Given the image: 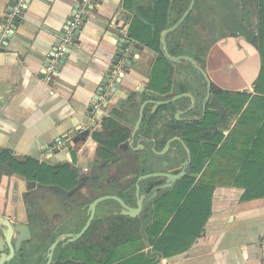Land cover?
<instances>
[{"label": "crops", "instance_id": "crops-1", "mask_svg": "<svg viewBox=\"0 0 264 264\" xmlns=\"http://www.w3.org/2000/svg\"><path fill=\"white\" fill-rule=\"evenodd\" d=\"M79 1L28 0L8 39L1 40L0 32V154L52 168L66 166V174L79 182L74 195L62 199L0 162V216L20 223L29 220L27 211H37L46 221L42 228L30 225L31 238L4 264H47L50 246L58 238L45 237L58 224L87 218V206L104 195L117 196L134 208L137 189L143 199L150 195L148 180H156L152 188L166 182V177L152 174L176 175L183 168L185 174L158 190L135 217L123 215L116 200L99 203L82 236L58 239L49 264H264V94L254 90L261 68L258 46L240 35L211 45L202 65L198 62L210 82L208 98L196 68L187 61L169 60L171 89L161 94L149 87L161 55L130 36L131 2L94 0L67 42L57 75L46 83L47 60L65 41ZM14 2L0 0V26L8 21ZM181 4L183 0H169L160 43ZM138 5L147 17L150 0H139ZM246 14L241 18L254 32ZM123 49L125 54L102 87ZM100 88L103 101L93 110ZM218 89L225 93L217 98L223 117L199 126L208 113L221 114L212 102ZM182 93L189 96L155 109L150 102ZM141 106L143 116L135 131ZM176 108L178 119L173 115ZM187 131H193L188 139ZM175 137L189 149L185 167L187 153L178 140L169 144L165 155L156 153ZM191 144L205 154L198 172L192 170ZM128 193L134 198L128 199ZM52 198L61 204L48 210V216ZM70 211L76 212L74 221L67 218Z\"/></svg>", "mask_w": 264, "mask_h": 264}, {"label": "trees", "instance_id": "trees-1", "mask_svg": "<svg viewBox=\"0 0 264 264\" xmlns=\"http://www.w3.org/2000/svg\"><path fill=\"white\" fill-rule=\"evenodd\" d=\"M129 1L133 6V12H134V17L132 20L133 25L130 30V36L135 40L145 43L146 45H148L150 48H152L158 54L161 55L159 58L156 59L151 74L149 87L153 90L159 91V93L161 94H166L171 89L172 68L169 60L163 55L161 49V43H160V32L167 25V11L169 9V0H150V6L147 9L148 10L147 17H146V11H144V9L142 7H139L138 5L139 0H129ZM200 1L203 4L206 2V0H200ZM189 2L190 0H183V4H181L177 8L176 17L170 21L171 25L177 22V20L180 18V16L183 14L185 9L189 5ZM243 3L245 5L247 3V0H244ZM212 5L217 6L219 8V12L217 13V18L221 23L227 25L228 28H230L233 31V34L231 36L240 35L245 37L248 41L257 44L261 56V68L254 89L255 92L264 94V0H257L258 28L256 34L248 29V27L245 25V22L242 20L241 16L237 14L236 5L230 4L227 0H216L214 3H212ZM192 12L187 15L186 19L180 24V26H178L176 30H173L172 32L167 34V38H166L167 47L169 53L172 56H179L184 54L181 47L182 37L180 36V32L182 29L185 28V24L190 19ZM199 13H200V17L198 18V20H200V22L203 23H208L210 28L212 29L211 38L208 40H203L200 38V42L198 43L200 50L206 49L207 52L208 49L211 47V45H213L216 41L225 39L227 35L218 29V24L214 22L213 18L209 14H203L202 16V12L200 11ZM206 54L207 53H205V56ZM192 58L200 63V61L198 60V58H196L194 54L192 55ZM211 89L213 90L216 89L213 84H211ZM217 91L218 92L215 93L216 98H218L219 100L224 98L223 95L225 93L219 89ZM176 92H178V90ZM223 114L224 113L220 114L219 112H217L216 115L208 113L199 126L204 127L208 124H211L212 123L211 121H214L212 120L213 118H219L221 116L223 117ZM104 121L109 122L113 128L117 127V124L113 123L111 120H108L107 118H105ZM192 132L190 133L187 131L186 133L187 139L188 136L192 135ZM113 135L116 137L115 132H113ZM116 141L119 142L117 138ZM199 149H200L199 146L196 144L195 145L191 144L190 146V151L192 155V170L194 172H198L202 168L203 160L205 158L204 152L199 151ZM146 154L147 153H145V155ZM148 154H152L156 156L154 153L151 152H149ZM0 162L3 163L4 165L9 164V169H10L9 171H14L19 175L24 176L27 180L37 181L41 183L43 186H49L50 189L55 194H57L58 197L62 199L71 197L73 192L77 188L76 187L77 184L79 183V182L77 183L75 179L76 176L70 178V176L66 174V169H67L66 166H62V167L58 166L52 168L45 164H38L37 162L31 160L22 161L7 154H0ZM183 181L187 182L186 187L183 188V191L185 190L186 193L190 178L188 177L184 178ZM148 182H149L148 191H150L151 188L155 186L157 183L154 178H151L150 180H148ZM25 196L27 197L28 194H26ZM127 196L128 199L134 198L133 193H128ZM160 204H161V198L159 199V202H157L156 206L158 207L160 206ZM34 212L35 213L27 211L28 219L32 223H34L37 218L36 211ZM80 216H81V212L79 213V217ZM86 219L87 218L84 217V219H81V221L79 220L78 222L80 223L82 222L81 224L79 223L80 225H74V224H78V222H75L74 220L72 224H69L68 221L65 220L60 224L61 226L59 231L57 233L51 234V237L53 236L57 237L61 234H65L69 232L78 233L82 228V226L84 225ZM130 240H131L130 238L126 239V241H130Z\"/></svg>", "mask_w": 264, "mask_h": 264}, {"label": "water", "instance_id": "water-1", "mask_svg": "<svg viewBox=\"0 0 264 264\" xmlns=\"http://www.w3.org/2000/svg\"><path fill=\"white\" fill-rule=\"evenodd\" d=\"M194 3H195V0H190L189 5L187 6V8L183 12V14L180 16V18L177 20V22H175L173 25H171L170 27H168L167 29H165L163 31V33L161 35V43H162V47H163V53L168 60H170L171 62H174V63H182L184 61H187L194 68H196V70L201 74V76L205 80L206 96L208 98L209 94H210V88H209L210 82H209V79H208V76H207L205 70L198 64V62H196L191 57L184 56V55L172 56L168 51L167 41H166L167 34L172 32L173 30H175L186 19L187 15L192 10ZM67 52H68V50H66L62 59L60 60L59 66L62 64L65 56L67 55ZM123 54H125L124 49L120 51L118 57L113 62V65L109 68V70H108V72L104 78L102 87L105 86L107 81L110 79V77H111V75L115 69V66H117V64H118L119 57L122 56ZM126 64L128 66L130 64V62L127 61ZM121 76H123V75H121ZM120 81H121V77H118L117 83ZM117 83L114 86H117ZM102 90H103V88H100L97 91L96 96L94 98L95 99L94 102L97 100V98L101 94ZM185 96H189V95L182 93V94H177L175 96H172L166 100L150 101V102L154 104V109H155L157 106H163V105H168V104L174 103L179 98L185 97ZM94 102H92L91 108L93 107ZM212 102L219 108V110H223L222 105L220 104V102L218 101V99L216 97H212ZM202 105H203V111H205L204 102ZM143 107L144 106H141V108H140L139 118H138V122L135 126V131L139 128V123L142 120ZM132 135H133L132 136V138H133L134 133ZM173 140H178V141L182 142L181 139L178 137L171 138L166 143L164 148L162 150L156 152V153L159 155H164L168 151L169 144ZM181 144L187 153V160H186V162L183 163V167H185V165L190 160L191 156H190V152H189L188 147L183 142ZM184 174H185L184 168L179 174H176V175L170 174V173H162V172L152 174V176H164V177H166V182L160 186H157V187L151 189V191L149 192L150 195L145 199H143V196L139 194V191L137 189L136 194H135L136 203H135L134 208H130V206L125 204L120 198H118L117 196H113V195H104V196H100V197L94 199L87 206V212H86L87 213V220H86L85 224L82 226V228L80 229V231L78 233H70L69 232V233L61 234L58 236V239L66 237V238H70L69 241H72V240L82 236L83 233L87 230L88 226L90 225L92 219L94 218L97 205L99 203L105 201V200H108V199L116 200L120 204V206L122 208V214L123 215L129 216V217L137 216V213L142 209L143 205L144 206L149 205V202L151 201V199L157 195L158 190L170 187L173 184V182H175L177 179H179V177L183 176ZM60 226L61 225L58 224V226L56 228H54L53 233H57L60 229ZM29 239H30V229H29V225H28L27 221H23L20 223H11L8 218H4V217L0 216V264H4L5 262L12 259L14 257V255L20 250V248L22 247V244L25 241H28ZM58 239L50 246L49 253L47 255V264H49V262L51 261L53 248H54V245L57 243ZM6 248L9 249V254H6V252H5Z\"/></svg>", "mask_w": 264, "mask_h": 264}, {"label": "rangeland", "instance_id": "rangeland-1", "mask_svg": "<svg viewBox=\"0 0 264 264\" xmlns=\"http://www.w3.org/2000/svg\"><path fill=\"white\" fill-rule=\"evenodd\" d=\"M216 0H206V2L203 4L200 0L196 1L194 3V10L190 11L192 12V15L190 16V19L185 24V28L181 30L180 36L182 37V50L183 55L188 56L192 58V55L194 54L196 58L200 61V63H203V59L205 57L206 49H201L198 46V43L200 42V38L203 40H208L212 36V29L210 28L208 23H203L198 20L200 17V11L203 14H209L214 22L218 24V29L224 32L227 36H231L233 34V31L228 28L227 25L221 23L217 18V13L219 12V8L217 6H213L212 3H214ZM230 4L236 5V12L239 16L245 15L246 12L250 15V24L255 29L254 33H257L258 28V14H257V0H247V3L244 5V0H227ZM245 22V20H244ZM246 25V23H245ZM249 29V28H248ZM253 32V31H252ZM199 38V39H198ZM257 46V44H255ZM202 65V64H201ZM184 75H182V78ZM186 76V74H185ZM255 90V89H254ZM52 209L46 208L47 215L49 216V211H55L58 206H60L61 202L54 200L52 198ZM50 227V225H49ZM50 229V228H49ZM52 230L50 229V232Z\"/></svg>", "mask_w": 264, "mask_h": 264}, {"label": "built area", "instance_id": "built-area-1", "mask_svg": "<svg viewBox=\"0 0 264 264\" xmlns=\"http://www.w3.org/2000/svg\"><path fill=\"white\" fill-rule=\"evenodd\" d=\"M28 0H15L11 13L9 14V19L7 22H4L0 26L1 32V40L8 39L12 29L14 22L20 16L24 6L26 5ZM94 0H80L79 4L75 8L72 13L71 23L66 31V39L63 43L58 44L56 48L51 53L50 57L47 60L45 66L46 75L43 76V80L46 83H51L55 76L57 75V68L60 58L64 55L67 50V42L73 36V33L80 28V24L84 18V16L88 13L89 7H91ZM103 101L102 97L99 95L97 100L94 102L92 109L98 110L100 108V102ZM86 170V169H85Z\"/></svg>", "mask_w": 264, "mask_h": 264}, {"label": "flooded vegetation", "instance_id": "flooded-vegetation-1", "mask_svg": "<svg viewBox=\"0 0 264 264\" xmlns=\"http://www.w3.org/2000/svg\"><path fill=\"white\" fill-rule=\"evenodd\" d=\"M197 105H198V104H196V107H197ZM177 108H178V107H177ZM177 108H176V110H177ZM176 110H175V113H174L173 115H174V118H175V119H176V118L178 119V113H177L178 110H177V111H176ZM222 113H224L223 110H221V114H222ZM181 141H182V140H181ZM179 142H180V141H179ZM182 142H183V141H182ZM182 142H180V144H181ZM181 145H182V144H181ZM164 155H165V154H164ZM171 159H172V158H171ZM171 159H170L169 161H171ZM102 181H103V179H100V180H99V184L102 183ZM42 187H43L42 189H43L44 191H48V192H50V193H54V192L50 189V187H48V186H43V185H42ZM152 189H153V188H152ZM75 191H77V190H75ZM75 191L73 192L72 196L74 195ZM150 191H151V190H150ZM68 192H69V191H68ZM27 193H28V192H27ZM27 193H24V194H23V198H24V201H25V202H26V201L29 202V199H28V198H29V194H28L27 197L25 196ZM54 194H55V193H54ZM55 196L58 197L57 194H55ZM42 197L44 198V196H42ZM47 201L49 202V201H50V198H48ZM51 201H52V200H51ZM36 214H37V211H36ZM39 214H40V213H38V215H39ZM38 215H37L38 219H37L34 223L30 222L29 220L27 221V223H28V225H29V229H30V225H36V226H38V224H39V227H41V228L43 227L41 223H42L43 221H45V220L43 219V217H40V216H38ZM42 216H43V215H42ZM76 217H77V215H76V212H75V211H70V212L67 213V218H69V221H72V220L76 219ZM45 222H46V221H45ZM41 228H40V229H41ZM51 234H52V233H51ZM51 234L47 235L45 238H58V236H57V237H55V236L51 237ZM30 238H31V234H30ZM63 238H64V237H63Z\"/></svg>", "mask_w": 264, "mask_h": 264}]
</instances>
